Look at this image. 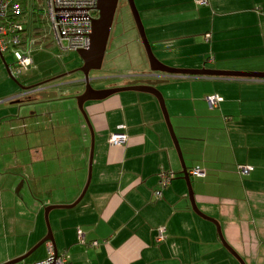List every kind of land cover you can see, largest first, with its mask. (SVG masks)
<instances>
[{"label":"crops","instance_id":"0c3cea01","mask_svg":"<svg viewBox=\"0 0 264 264\" xmlns=\"http://www.w3.org/2000/svg\"><path fill=\"white\" fill-rule=\"evenodd\" d=\"M26 1L18 18L33 49L38 23L28 10L33 1ZM208 1L134 0L154 56L172 68L264 72V0ZM43 12L48 24L45 6ZM132 40L131 70L92 78L115 80L95 88L126 86L141 73L163 81L156 88L184 164L188 171H204L190 175L196 206L218 222L224 240L245 264H264V79L151 73L144 48ZM2 62L0 264L26 254L46 235V206L70 205L78 198L88 178L91 144L75 107L70 118L38 130L24 123V131L14 133L15 102L30 96L24 89L16 92L10 79L16 76L8 72L13 62L6 70ZM38 86L37 94L57 98L54 85ZM74 86L76 95L82 93L80 84ZM214 94L221 100L210 107L206 98ZM84 109L94 132L90 180L77 204L48 214L57 253L67 251L71 264H240L222 244L215 224L193 211L156 97L125 90L88 101ZM116 133L126 138L113 145L109 138ZM237 164L253 170L242 177ZM161 170L172 174L165 188L158 182ZM159 228L165 240L156 242ZM78 231L88 244L78 242ZM92 241L98 244L91 246ZM48 243L35 249L28 264L47 257Z\"/></svg>","mask_w":264,"mask_h":264},{"label":"rangeland","instance_id":"374dc122","mask_svg":"<svg viewBox=\"0 0 264 264\" xmlns=\"http://www.w3.org/2000/svg\"><path fill=\"white\" fill-rule=\"evenodd\" d=\"M33 2L35 3L36 0ZM41 3L44 4V0H41L38 4L40 5ZM22 15L19 17H22ZM140 17L141 19L143 18L142 14ZM40 26L42 27V30L37 31V33L34 34L36 35L34 38L37 39V43L35 45L36 47L31 50V56L33 59L32 65L26 71L17 75L15 79L12 77L10 79L15 85L16 92H22V87H29L57 77V79L46 83L48 85L50 84L55 86L57 90V98L44 100L40 98L37 93L30 92L29 100L24 99L22 102H15V105H17L15 118L19 120L15 121L13 124L14 133H22L24 131V123L27 124L29 128H36V130H38L39 128L42 129L44 126H49L51 123H55V120L70 118L72 117L70 110L71 107H75L77 113L82 116L76 103L77 90L74 84L69 82L72 79H69L68 76L58 77L59 74L68 70L71 66H73L72 68L75 67V70H77L80 67L79 63L81 62V59L76 51H62L60 47L55 44L48 24L43 23L40 24ZM133 37L136 41H138V45L143 49V45L139 39L127 1L119 0L110 30L102 66L97 71H91L90 77L104 78L108 75L115 76L119 75L122 71L131 70L132 64L130 55L134 51ZM123 56L126 58L125 63L119 64L118 61L122 59ZM3 57L5 59V63H2L4 70H6L5 65L11 64L13 62V58L8 52H4ZM0 60L2 61V59ZM66 65L68 66L65 67ZM76 72L77 71H75V73ZM103 78L98 81L93 80L92 87L110 85L113 81H115L113 78ZM81 90L82 88H79L78 91ZM18 112L21 113L20 116H17ZM40 247H38L37 250ZM37 250L26 257L21 264H28L32 260L31 256L35 255Z\"/></svg>","mask_w":264,"mask_h":264},{"label":"water","instance_id":"95a60500","mask_svg":"<svg viewBox=\"0 0 264 264\" xmlns=\"http://www.w3.org/2000/svg\"><path fill=\"white\" fill-rule=\"evenodd\" d=\"M119 0H97V7L98 10V16L96 18L92 19V28L90 33V43L89 47L87 49H81L77 50V54L79 55L80 59L82 60V65L75 71L81 72L82 78H76L69 81L71 84H77V83H84V90L82 93L76 96V103L77 108L81 112L84 121L86 123V126L90 132V138H91V144H90V154H89V162H88V178L86 181V184L81 192V194L78 196V198L70 205H49L44 208V218L46 222L47 227V233L46 235L26 254L21 255L19 257H16L10 261H7L3 264H21V262L29 256L35 249L40 247L43 244L51 243L53 250L55 253H57L56 245L54 241V237L52 234V230L49 224L48 214L52 209L56 208H70L77 204L83 197L89 180H90V173H91V165H92V155H93V146H94V132L92 125L88 119V116L84 109V103L88 101H97V100H103L113 94L119 93L121 91L125 90H134V91H141V92H147L152 94L156 99L158 100V103L160 105L162 114L164 116V120L166 123V126L168 128L170 137L172 138L174 147L176 149V152L178 154L179 160L181 162L182 166V178L186 182L187 191H188V198L190 200L191 206L193 211L199 215L202 218H205L212 223L215 224L219 238L224 245V247L232 254L236 259L239 261L240 264H245L244 261L237 255V253L226 243L224 240V237L222 235L220 225L218 222L208 216H206L204 213H202L198 207L196 206L195 200H194V193L193 188L190 181V174L188 173V170L184 164L182 152L179 146L178 139L174 133L172 124L170 122L164 99L161 94V92L156 88V85L163 82L162 80H151L149 78H145L146 76H150V74H138L137 76L140 77L139 79H135L133 81H130L128 85L122 86V87H113V88H105V89H94L91 86L90 80L92 79L89 76V73L91 71H97L101 68L103 58L105 55L110 30L112 27L114 15L116 12V8L118 5ZM130 13L133 18V22L135 25V28L137 30L139 39L143 45L145 55L148 61L149 70L151 73L160 72L166 75H190V76H214V77H244V78H261L264 79V72H248V71H225V70H214V69H207V68H201V69H181V68H172L169 66H166L162 62H160L153 54L150 43L147 39L144 25L142 23L139 11L135 5L134 0H126ZM0 58L5 63V59L0 52ZM9 74L11 75L10 70L8 69ZM74 72V71H73ZM73 72H68L62 76L58 77H67L69 75H72ZM12 76V75H11ZM57 79V77H54L52 79L43 81L39 84L32 85L29 87H22L24 90H28L30 88L36 87L40 84H44L47 82H51L53 80ZM55 93H48V92H40L38 96L42 99H50L55 97Z\"/></svg>","mask_w":264,"mask_h":264},{"label":"built area","instance_id":"2783aa9c","mask_svg":"<svg viewBox=\"0 0 264 264\" xmlns=\"http://www.w3.org/2000/svg\"><path fill=\"white\" fill-rule=\"evenodd\" d=\"M195 2L198 5L209 3L208 0H195ZM22 3V0H0V52L2 54L8 52L12 56L13 63L10 71L11 75L14 76L26 71L33 63L31 56L33 41L24 39V24L18 18L23 13ZM44 6L51 36L62 51H77L89 47L92 19L98 16L97 0H44ZM39 91H41L40 86H36L25 90V95ZM206 100L210 107H214L221 100V97L214 94L208 96ZM125 138L124 133H116L110 136L109 142L116 145L123 142ZM235 169L243 177L253 170V166L237 164ZM188 173L195 176L204 175V171L199 167L189 170ZM171 179L172 174L169 171L161 170L158 174V182L161 188L167 187ZM154 193L157 198L161 196L160 190H156ZM77 236L79 243L88 244L81 231H78ZM164 240V229L159 228L155 241ZM48 244L47 257L31 264H71L67 251L55 253L51 243ZM97 244L98 241L90 243L91 246Z\"/></svg>","mask_w":264,"mask_h":264},{"label":"trees","instance_id":"16d2710c","mask_svg":"<svg viewBox=\"0 0 264 264\" xmlns=\"http://www.w3.org/2000/svg\"><path fill=\"white\" fill-rule=\"evenodd\" d=\"M34 1V0H33ZM41 0H36V2H31V5L29 7L30 14L33 17V21H36L38 23L37 26L34 27L33 32L36 34L37 31L42 30V27L40 24L46 23L45 21V15H44V4H38ZM23 10H25V5H27V1L23 0ZM40 34V33H39Z\"/></svg>","mask_w":264,"mask_h":264},{"label":"flooded vegetation","instance_id":"af4514ba","mask_svg":"<svg viewBox=\"0 0 264 264\" xmlns=\"http://www.w3.org/2000/svg\"><path fill=\"white\" fill-rule=\"evenodd\" d=\"M82 65V60H81V62L79 63V66H81ZM79 66H77V67H79ZM73 67V66H72ZM69 68L68 70H66V71H64L63 73H61V74H64V73H68V72H73L74 70H75V67L74 68ZM61 74H59V75H61ZM73 75H69L68 77H71V79H76V77L77 78H82V74H81V72H76L75 73V71L72 73ZM74 74H77V75H74ZM89 76H90V73H89ZM66 77V76H65ZM92 81H93V79H91L90 80V83H91V86H92ZM76 84V83H75ZM77 84H80L81 86H82V91L81 92H83V90H84V83L83 82H81V83H77ZM94 89H96L95 87H93Z\"/></svg>","mask_w":264,"mask_h":264}]
</instances>
